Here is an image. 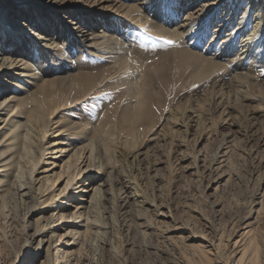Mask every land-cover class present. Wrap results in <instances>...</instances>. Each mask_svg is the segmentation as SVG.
Returning a JSON list of instances; mask_svg holds the SVG:
<instances>
[{"label": "bare ground", "instance_id": "1", "mask_svg": "<svg viewBox=\"0 0 264 264\" xmlns=\"http://www.w3.org/2000/svg\"><path fill=\"white\" fill-rule=\"evenodd\" d=\"M239 1L241 2V0H170L167 3L163 0L157 4L155 0H123V2L121 0H0V209L6 214L7 220V232L0 236V264H29L24 261V257H31V251L24 252V246L19 247L18 238L21 233L15 204L20 196H24L23 189L32 190L31 183L39 181L40 183L52 182L47 189L43 186L38 188L42 194L36 200L41 203V208H52L60 204V209L51 213L49 220L37 226L35 231L38 236H43L46 232L51 233L50 248L53 253L46 264H89L94 259L102 264H119L120 260L125 261L126 257L120 256L116 251V245L113 246L114 239L111 236L108 237L106 223H104V219L113 216L109 209H113L110 204L115 196L118 198L115 206L121 209L120 212L119 209L117 210L118 218L124 222L119 227L126 237V240L123 237V242L130 244V252L134 255L128 260L129 263L257 264V259H259L257 243L252 235L251 226L258 209L252 206L239 217L237 222L231 223L232 231L229 236L227 235L228 238L226 236V241H229L233 233L234 237H231L232 241L226 244L231 248L225 251L226 257L232 255V258L229 256L230 259L226 257L222 259L223 257L219 255V249L225 246L221 234L206 240L207 246H195L197 249L194 248L195 250L191 253L186 252L177 244L174 235H158L159 238L166 239V242L159 240L153 242L152 237L146 239L145 236L148 234L155 235L153 224L158 220H152L146 214L152 210L143 207V204H149L147 192H150L154 186L144 173L145 167L141 162L143 159H148L147 163H149L156 153V148L137 152L130 146L123 149L119 147L120 155L126 161L125 166L129 173L121 166L110 165L112 162L110 163L109 159L110 150L106 148L107 142H103L102 138L98 141L91 140L90 137L81 138L87 137V133L91 132L88 130L90 129L89 118L80 126L73 121L63 125L55 119V109L57 111L63 107L62 105L52 106L54 98L48 93L52 87H55L57 78L61 85L67 88L66 90L71 91L86 90L95 79V72L87 73L79 69L81 62L73 54L62 57V44L84 49L85 52L93 55L99 44L105 47L112 43H120L119 41L124 37L121 31V28H124L122 20L133 23L139 21L141 25L147 27L149 32L161 37H178L182 43L188 45L182 52L189 57L197 58L202 68L209 73L225 66L228 62L241 67L244 60L256 55L250 48L253 44L250 40L255 38L251 36L254 29L251 30L252 33H245L246 26L244 25L250 18L247 9L238 17L234 27L229 26L233 22L235 6L240 3ZM249 3H252L250 6L257 7V12L253 14L254 19L263 18L264 6L260 1L249 0L247 5ZM191 4L196 7L187 9L184 18L176 22L179 12ZM5 8H8L6 12ZM215 11H220L217 12L219 15L216 18L213 16ZM247 13L249 18L246 19L245 14ZM19 19L24 20L20 22ZM213 20H217V23L210 30L211 35L206 44L199 49L202 52L205 51L202 55V52L198 53L197 49L208 34ZM7 21H15L18 26L14 27L9 24L11 26L9 27ZM98 23H104V25L93 30ZM19 28L22 30L17 33L16 30L19 31ZM233 30H236L235 33ZM237 40L240 49L234 54L230 48L237 44ZM17 52L20 55L16 56ZM112 53H116V57L120 56L118 49ZM125 58L120 59L122 62H127V57ZM47 60H52L51 65L45 66ZM74 70L78 72L68 73ZM60 72H65L64 74L67 72L68 75L55 77ZM69 75H72L77 82L67 78ZM232 78L229 82L225 80V76L221 79L217 78L215 88L223 89L224 85L237 87V84H234L235 79ZM49 102H51L52 109L48 107ZM140 103V100L134 103L131 116L133 121H144L149 113V107L146 105L141 107ZM190 105L185 113L192 112ZM44 108L48 111L51 109V111L45 113ZM185 113V118L190 121L191 116ZM192 113L191 115L194 114ZM167 123L170 125V133H173L174 126L186 127L189 122L172 117L167 120ZM32 125L38 131L40 140L45 142L37 148L39 154L37 163L40 161L43 168L41 167V171L37 172V174L41 173L40 177L23 180L15 173L17 165L21 162L18 157L21 153L15 149L22 145L23 138L27 139L30 136ZM100 127L101 125L94 126L92 130L97 132ZM93 144L95 149L92 148ZM223 153L220 155L215 149L210 154L206 162L210 173L215 174L214 170L217 167L213 168V166L215 164L219 166L218 163L225 160L219 161ZM201 155L198 154L195 159L203 162L205 156L201 158ZM101 157L107 162L103 163ZM150 163L155 164L153 161ZM59 166L60 170L55 172L54 169ZM215 175L221 178L217 172ZM64 179L66 180L58 193L60 199L63 200L54 203L57 197L55 187ZM212 182L217 181L213 179ZM89 191L93 193L87 205L85 196H88ZM259 195L257 193L253 197L251 201L253 206L261 204ZM257 199L259 201H256ZM164 204L154 206L150 203L154 206V214L171 217L168 207ZM216 205L219 204L216 203ZM94 207L102 210L95 211ZM160 207L166 208V212L159 211ZM100 213L102 214L99 215ZM57 215L59 220L55 222ZM91 227H97L95 233L101 235L97 243L98 251L92 254L88 242L89 234H92ZM57 229L63 231L60 233V238L64 240L55 242L53 237ZM178 229L179 227L171 228L167 233ZM147 230L149 232H146ZM84 248L86 252L83 251Z\"/></svg>", "mask_w": 264, "mask_h": 264}, {"label": "rangeland", "instance_id": "2", "mask_svg": "<svg viewBox=\"0 0 264 264\" xmlns=\"http://www.w3.org/2000/svg\"><path fill=\"white\" fill-rule=\"evenodd\" d=\"M121 1L123 2V0ZM162 1L155 0V3L160 4ZM164 1L169 3L170 0ZM258 1L264 6V0ZM248 2L249 0H241L235 6V16L229 25L234 27L238 17L247 9L250 18L248 13L245 14L246 19L249 18L244 25L246 26L245 33H252L251 30L254 29L251 36H255L256 39L250 40V43L253 44L249 43V45L256 56L253 55V57L244 60L243 67H237L233 62H228L225 66L209 73L202 68L203 66L197 58L189 57L182 52L188 45L182 43L178 37H161L149 32L147 27L141 25L139 21L133 23L122 20L124 24L122 26L125 28H121L124 37L119 42L122 45L112 43L104 47L99 44L94 50L95 54L92 55L85 52L84 49L62 44L63 49L60 48L62 57L73 54L81 62L79 69L87 73L95 72V79L86 90L71 91L66 90L67 88L61 85L57 78L55 87H52L48 93L54 98L52 106L62 105L63 107L57 111L54 108L55 119H58L63 125L73 121L77 126H80L89 118L90 129L88 130L91 132L87 133V137L81 138L90 137L95 141L102 138L103 142H107L106 148L108 147L110 150L109 159L110 163L112 162L110 165L121 166L129 173L125 166L126 161L120 155L119 150L129 146L137 152L156 148V153L149 163H147L148 159H143L141 162L145 167L144 173L154 186L150 192H147L149 204H143V207L152 210L146 213L152 220H158L153 224L155 235L148 234L145 236L146 239L152 237L153 242L158 240L166 242V239L159 238L160 234L174 235L177 244L183 247L186 252L191 253L197 249L195 246H207L206 240L221 234L225 246L219 249V255L225 259V251L227 248H231L226 244L230 240L232 241L231 237H234L233 233L229 241H226V236H229L232 231L231 223L237 222L239 217L252 206L258 209L251 226L252 235L257 243L259 258L257 264H264V17L255 20L253 14L257 12V7L250 6L252 3L247 5ZM194 6L196 7L191 4L181 10L175 21L183 19L187 13L185 11ZM7 10L8 8H5V12ZM217 12L213 13L215 18L219 15ZM23 20L19 19L20 22ZM175 21L173 22L176 23ZM213 21L208 34L197 50L201 49L208 41L211 35L210 30L217 23V20ZM7 24L8 26L9 24L14 27L18 26L15 21H7ZM101 25L103 26L104 23H98L93 30L98 29ZM8 26L5 27H11ZM262 27L263 31L260 32ZM20 30L22 29L19 28V31L17 29L16 32L20 33ZM235 31L233 30V33ZM115 49L120 51L119 57H116V53H112ZM230 49L234 54L239 52L238 40L237 44ZM108 50L111 52H106ZM204 54L205 51L202 52V55ZM18 55H20L19 52L16 53V56ZM125 56L128 61L122 62L120 58L126 59ZM51 61L47 60L45 66L51 65ZM75 71L78 72V70H74L68 73L73 74ZM64 73L60 72L55 77L68 75L67 72ZM223 75L227 82L235 76L232 79L236 80L237 78L238 82L234 80L237 87L224 85L223 89L215 88L216 79L224 78ZM67 78L77 82L72 75ZM216 91L219 92L216 93ZM136 100L141 101V107L144 105L149 107V113L144 121L137 122L131 119ZM189 105L192 107L193 115L190 112L185 113ZM48 107L51 108V102ZM47 108H44L45 113H49L52 109L48 111ZM184 113L191 116L190 121L185 118ZM172 117L189 123L186 127L174 126L173 133H170V125L167 120ZM100 125L99 131L92 130L94 126ZM42 144L44 145L45 142L40 140L38 131L32 125L30 136L27 139L23 138L22 145L15 149L21 153L18 156L21 162L15 171L20 179L26 180L30 177L41 176V173L37 174L43 168L40 161L37 163L39 159L37 148ZM92 148L95 149L94 144ZM215 149L220 155L224 151V155L219 158V161L225 160L217 162L219 166L217 164L213 166V168L217 167L214 172L215 174L217 172L221 178H217L219 176L210 173L207 169L206 162ZM198 154H202L201 158L205 156V161L196 160L195 157ZM101 161L107 162L102 157ZM150 161L155 164L153 165ZM54 170L55 172L59 171L60 166ZM213 179L217 182H212ZM65 180L58 182L55 187V194H57L55 196L57 197L54 203L63 200L60 199L58 193H60ZM40 184L41 186H39ZM51 184L52 182L40 183V181L31 183L32 190L23 189L24 196H20L15 204L19 232L21 233L18 238L19 247L23 245L24 252L31 251V257H24V261L29 264H46L53 253L50 248L51 233L46 232L43 236L35 234L37 226L45 224L49 220L50 214L60 209V204L52 208H41V203L36 200L42 194L38 188L43 186L47 189ZM46 189L45 191L48 192ZM92 193L93 191H89L88 196H85L87 205ZM257 193L261 195V197L259 195L261 204L253 206L251 201ZM117 203L116 196L111 200V204L109 203L113 206V209H109L113 216L104 219L107 235L114 239L113 246L116 245L117 253L126 257L125 261L120 260L119 264H133L128 262L132 256L134 257L130 252V244L123 242L124 233L119 228L123 221L118 218L117 210L119 209L120 212L121 209L119 206L116 208L115 204ZM150 203H153L154 206L165 203L171 217L154 214V206H151ZM93 209L98 211L101 208L94 207ZM112 210L114 211L112 212ZM159 211L166 212V208L160 207ZM103 215L106 216L104 213ZM58 220L57 215L55 222ZM175 227H179V229L167 233L169 229ZM97 229V227L90 229L92 234H89L88 242L91 246V254L98 251L97 243L101 235L95 233ZM6 232V214L0 209V236ZM54 232L53 240L55 239V242L63 239L60 238L62 230L57 229ZM124 238L126 240V237ZM18 250L20 249L18 248ZM83 251L86 252V249L84 248ZM229 256L232 258V255H228L226 258L230 259ZM89 264L102 263L94 259Z\"/></svg>", "mask_w": 264, "mask_h": 264}]
</instances>
